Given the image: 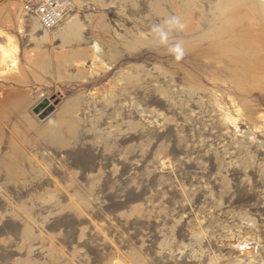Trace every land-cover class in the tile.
Segmentation results:
<instances>
[{"label": "rangeland", "instance_id": "rangeland-1", "mask_svg": "<svg viewBox=\"0 0 264 264\" xmlns=\"http://www.w3.org/2000/svg\"><path fill=\"white\" fill-rule=\"evenodd\" d=\"M25 1L0 0V264H264V136L209 99L239 0H72L77 38Z\"/></svg>", "mask_w": 264, "mask_h": 264}, {"label": "bare ground", "instance_id": "bare-ground-1", "mask_svg": "<svg viewBox=\"0 0 264 264\" xmlns=\"http://www.w3.org/2000/svg\"><path fill=\"white\" fill-rule=\"evenodd\" d=\"M245 1L239 0L233 7L231 5L230 10H232L235 19H231L230 16H228L230 18L228 22L225 19L227 27L222 29L225 32L228 31L226 37H222L223 39L220 37L221 40L215 39L216 42L213 40L215 42L213 45L219 55L229 58L227 60L231 64H229L230 66L226 64V67L224 66L226 72L223 70L222 75L219 74L218 78H214V84L211 88L213 92L209 91V99L212 98L219 110L222 125L232 127L236 132H241L239 125H244L246 135H252L253 139L256 134L264 136V4L261 3L260 8L252 5L255 9L249 5L246 13V9L243 11L241 10L242 6L238 7L244 5ZM67 16L66 19L64 18L66 22L61 33L77 38L79 22L75 16L70 18ZM238 16L240 19L237 18ZM233 21L235 24L240 22V26L230 29ZM186 33L191 36L190 38H193L198 35L199 30L196 25H192ZM201 37L204 38L205 35H200ZM203 38L198 39L203 40ZM5 40L11 42L10 37ZM16 53L15 45L3 46L0 43V63L4 66L3 70L7 69L12 77L18 70ZM96 57L97 54H94L93 58ZM237 150L241 152L242 148L238 145Z\"/></svg>", "mask_w": 264, "mask_h": 264}, {"label": "built area", "instance_id": "built-area-1", "mask_svg": "<svg viewBox=\"0 0 264 264\" xmlns=\"http://www.w3.org/2000/svg\"><path fill=\"white\" fill-rule=\"evenodd\" d=\"M26 8L36 17L41 29L56 28L72 9V0H26Z\"/></svg>", "mask_w": 264, "mask_h": 264}, {"label": "clouds", "instance_id": "clouds-1", "mask_svg": "<svg viewBox=\"0 0 264 264\" xmlns=\"http://www.w3.org/2000/svg\"><path fill=\"white\" fill-rule=\"evenodd\" d=\"M181 27H182V25H181ZM174 51L177 53V59H179L183 55V50H182V48H180L179 45H177L175 47Z\"/></svg>", "mask_w": 264, "mask_h": 264}, {"label": "water", "instance_id": "water-1", "mask_svg": "<svg viewBox=\"0 0 264 264\" xmlns=\"http://www.w3.org/2000/svg\"><path fill=\"white\" fill-rule=\"evenodd\" d=\"M46 105V101H43V102H41L40 104H38V106L35 108V111L37 112V111H39V109L40 108H42L43 106H45ZM50 109H48L47 111H49ZM47 111H46V113H47ZM45 113V114H46Z\"/></svg>", "mask_w": 264, "mask_h": 264}]
</instances>
